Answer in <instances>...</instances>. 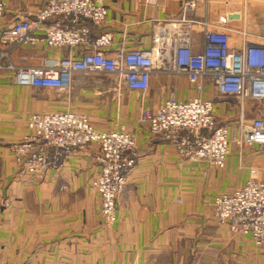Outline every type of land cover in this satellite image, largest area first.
<instances>
[{
    "label": "crops",
    "instance_id": "obj_1",
    "mask_svg": "<svg viewBox=\"0 0 264 264\" xmlns=\"http://www.w3.org/2000/svg\"><path fill=\"white\" fill-rule=\"evenodd\" d=\"M15 1L0 2L5 4L0 34L11 25L15 14L31 17L41 3L29 6L26 1L27 5L21 6ZM101 1L107 8L106 26L91 28V37L102 32L112 35L110 47L104 50L108 55L121 46L127 50H149L156 29L167 20L180 19L185 8L186 17L191 22L195 53L201 52L204 45L202 24L218 26L221 23L230 31L228 35L233 49L241 48L244 40L264 44L260 37H257L260 41L254 42L257 38L252 39L253 32H248L245 37L242 35L248 28L264 29V0ZM229 15L239 18H229ZM88 49L80 46L52 50L39 44L35 47L16 46L9 52L13 65L39 68L51 59L80 57ZM81 76L84 75L73 77L68 91L56 92L17 86L12 73L0 72V210L3 204L6 206L5 211H0V229L6 235L19 230L18 236L23 239L19 260L23 263V255L27 254L25 248H49V242L42 243L43 235L44 238L49 235L51 264H54L55 254H60L56 248L61 242L60 230L66 229L64 224L67 222V231L73 235L63 239L64 248H84L83 255L73 256L72 264L76 261L80 264H264V250L254 249L247 238L233 236L225 227L218 226L212 217L213 199L242 188L252 176L251 170L257 179H264V149L256 145L239 149L231 144L224 169H209L203 165L186 167L178 161L180 159L173 148L149 138L147 128L138 123L143 108L155 110L171 94L180 102L190 98L213 101L217 121L232 126L240 118L245 123L256 118L264 119V101H242L241 109L238 101L218 95L207 82L203 92L197 94L185 78L158 72L151 75L149 88L143 95L125 90L115 79L113 87L130 98L125 104L118 102L126 113L123 112L119 119L117 117L115 128L99 129L91 124L99 132L124 126L136 137L138 159L117 200V223L111 231L104 228L99 218L98 196L88 190V182L99 172L93 160L98 151L96 145L73 152L58 172L18 179L9 146L21 141L26 134L29 115L74 110L76 100L68 92L76 87V80ZM85 76L96 85H90L93 90L98 88L95 83L100 77L98 74ZM227 99L233 100V105L227 106ZM88 102L91 105L98 103L93 99ZM179 184L194 186V194L178 187ZM62 206L67 208L62 209ZM18 208L19 212H16ZM10 257L7 256L4 263L9 262ZM34 260L31 264L37 263Z\"/></svg>",
    "mask_w": 264,
    "mask_h": 264
},
{
    "label": "built area",
    "instance_id": "obj_2",
    "mask_svg": "<svg viewBox=\"0 0 264 264\" xmlns=\"http://www.w3.org/2000/svg\"><path fill=\"white\" fill-rule=\"evenodd\" d=\"M4 15L5 4L0 3V19ZM106 21L107 8L101 0H45L31 17L15 14L0 34V72L12 73L17 86L56 92L68 91L75 75L112 76L125 90L141 95L148 90L151 75L158 72L185 78L197 94L207 82L218 95L238 101L241 109L242 101H264V44L244 40L241 48L233 49L230 31L221 23L202 24L204 45L195 53L185 8L180 19L167 20L156 29L149 50L121 46L108 55L104 50L110 47L112 35L102 32L91 37V28L103 29ZM39 44L52 50L85 46L89 51L77 58L51 59L39 68L17 67L10 61L9 49ZM138 123L147 128L149 138L171 146L190 166L224 169L231 144L264 149L262 118L249 123L240 118L234 126L220 124L211 100L180 102L171 94L157 109L143 108ZM26 128L22 141L9 149L19 169L30 175L58 169L73 152L98 147L93 160L99 172L90 180L89 190L98 195L102 217L112 224L116 199L137 163L136 137L123 126L99 132L85 114L72 111L32 114ZM250 173L242 188L213 199L212 217L233 236L264 249V179H257L254 170Z\"/></svg>",
    "mask_w": 264,
    "mask_h": 264
},
{
    "label": "rangeland",
    "instance_id": "obj_3",
    "mask_svg": "<svg viewBox=\"0 0 264 264\" xmlns=\"http://www.w3.org/2000/svg\"><path fill=\"white\" fill-rule=\"evenodd\" d=\"M1 1L4 2V1H8V0H0V2ZM26 1L29 4V6H39L45 0H42V1L41 0H16L15 2L22 6V5H27ZM39 2H41V3L38 5ZM248 32H251V33L253 32L252 34L255 35L252 39L260 37V39L263 38V40H264V37L261 36L262 34L264 35V29H258V28H251L250 29V28H248L246 33L242 32V35L245 36L248 34ZM252 34H251V36H253ZM263 40L261 42L264 43ZM256 41H260V40L257 38L254 42H256ZM99 76L100 77H97L96 82H95L98 85V88H95V90H93L94 88L90 87V85H92V86H96V85H93V83L87 79L89 77L81 76V77H79L80 79L76 80L77 81L76 87L74 86L71 89V91L68 92V94L70 97H74L76 100L75 104L77 105V107H75V109L72 110V112L85 114L90 119V122L93 125H95V127L99 128V129H107L108 130L109 128H115L117 125L116 124L117 117L119 119V118H121V115L123 112L126 113V109L123 110V108L121 107L120 104H118V102L121 101L125 104L126 101L127 102L130 101L129 100L130 98L128 97L127 94H123L122 91H118V89H115L116 87H113V82H114V84L116 83V80L114 77L101 76V75H99ZM77 85H81V86H77ZM92 99L98 101L97 105H91L88 102L89 100H92ZM100 102L102 104H100ZM225 102H227L228 103L227 106H229V104L233 105L234 101L231 99H227V101H225ZM49 113H57V112H49ZM61 113H63V112H61ZM42 114H45V113H42ZM31 115H29V116H31ZM119 127H117V128H119ZM129 133H131V132H129ZM21 141H19V142H21ZM19 142L13 143V144H18ZM13 144H11V145H13ZM10 146H9V148H10ZM169 147L172 149L171 146H169ZM12 158L14 160V163L16 164L15 158L13 157V155H12ZM178 161L181 162L182 166H186V167L190 166L186 163H183L181 160H178ZM63 163L59 166L58 169L48 170V171H45V172H42V173H39L36 175H30V174H27L26 172L21 171L18 167V164H16L17 177H18V179L21 177H24V176H28L29 178L43 177L49 172H58L59 169L61 168V166L63 165ZM95 176H96V174L94 176H92V178L90 180L94 179ZM89 184H90V181L88 182V190H89ZM125 184H127V179H126ZM178 187H181L182 189L184 187L185 190L188 191L189 193L195 192L194 186H192V185L179 184ZM178 189H180V188H178ZM123 191H124V189H123ZM89 192L93 193L90 190H89ZM94 194H96V193L94 192ZM119 196L117 197L116 202H115V209H116L115 210V220L112 224H109V222L105 221V219L102 217L101 210H100V201H99V206H98L99 218L101 219L103 226H105L104 228L105 229L107 228V231L113 230L114 225L117 223V206H118L117 200H118ZM5 207L6 206H4V204H3L1 206L0 211H5L6 210ZM17 207H18V205H17ZM65 208H67V207L62 206V209H65ZM19 209L20 208L16 209L15 211L19 212ZM2 222H4V221H2ZM64 225L66 226V229L64 231L60 230V234H59V236L61 237L60 238L61 239L60 245L56 246V248H59L60 254H58V256H56V254H55L54 257L56 259H54V264H57L58 262H59V264H72L73 256L76 257L78 255L79 256L83 255L82 252L84 251V248H64L63 239L67 240V238H69L68 237L69 235H71V236L73 235L72 232L67 231V222H65ZM4 226H7V225H4ZM40 233L45 234V232H43V231H41ZM12 234L13 235H10V233H9L8 235H6L0 229V264H31V260H33V259H35L34 261L37 262L36 264H51L52 263L53 259H52V254L50 253L51 238L49 237V235L47 238H44V235H43V239H42V243L43 242H46V243L49 242V248H37V247L25 248L26 250H24V252L27 254L23 255V263H22L19 260V256H20V249H21L20 245H21V241L23 243V239L20 240V238L18 236L19 235L18 229L13 230ZM76 234L81 236L80 232H76ZM109 236L110 235H108V237ZM78 239H81V237ZM22 249H24V248L22 247ZM254 249H256V248H254ZM256 250L259 252H262L264 249H256ZM7 256H11L8 259L10 261L9 262L7 261L8 263L7 262L4 263ZM13 257H16L17 259L14 260ZM75 264H80V261H76Z\"/></svg>",
    "mask_w": 264,
    "mask_h": 264
},
{
    "label": "water",
    "instance_id": "obj_4",
    "mask_svg": "<svg viewBox=\"0 0 264 264\" xmlns=\"http://www.w3.org/2000/svg\"><path fill=\"white\" fill-rule=\"evenodd\" d=\"M229 18L238 19L239 16H237V15H229ZM263 120H264V119H263Z\"/></svg>",
    "mask_w": 264,
    "mask_h": 264
}]
</instances>
